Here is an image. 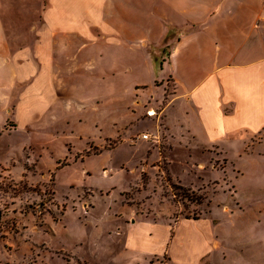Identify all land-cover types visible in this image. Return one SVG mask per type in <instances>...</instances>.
Listing matches in <instances>:
<instances>
[{"label":"rangeland","instance_id":"rangeland-1","mask_svg":"<svg viewBox=\"0 0 264 264\" xmlns=\"http://www.w3.org/2000/svg\"><path fill=\"white\" fill-rule=\"evenodd\" d=\"M3 1L9 35L31 49L48 0ZM168 34L97 32L57 56L59 78L0 92V264H264V131L209 146L187 132L161 77L180 32ZM164 226L171 262L148 253ZM211 231L201 260L190 242Z\"/></svg>","mask_w":264,"mask_h":264},{"label":"crops","instance_id":"crops-1","mask_svg":"<svg viewBox=\"0 0 264 264\" xmlns=\"http://www.w3.org/2000/svg\"><path fill=\"white\" fill-rule=\"evenodd\" d=\"M3 5L0 0V92L34 76L59 78L57 56L71 44L96 42L97 32L118 33L124 44L157 45L175 30L180 35L161 77L173 86L170 106L178 118L184 112L187 132L209 146L264 131V0H48L32 27L38 34L31 49L16 47ZM184 223L190 225L179 222L175 230ZM166 228L164 245L148 253H166L171 262L177 237ZM211 234H202L197 246L190 239V252L202 248L201 260L216 249Z\"/></svg>","mask_w":264,"mask_h":264},{"label":"built area","instance_id":"built-area-1","mask_svg":"<svg viewBox=\"0 0 264 264\" xmlns=\"http://www.w3.org/2000/svg\"><path fill=\"white\" fill-rule=\"evenodd\" d=\"M147 116H148L149 118L155 117V116H156V111H155L154 109L149 110V111L147 112ZM143 139H144V140H149V135H148V134L144 135V136H143Z\"/></svg>","mask_w":264,"mask_h":264},{"label":"trees","instance_id":"trees-1","mask_svg":"<svg viewBox=\"0 0 264 264\" xmlns=\"http://www.w3.org/2000/svg\"><path fill=\"white\" fill-rule=\"evenodd\" d=\"M169 35V34H168Z\"/></svg>","mask_w":264,"mask_h":264}]
</instances>
